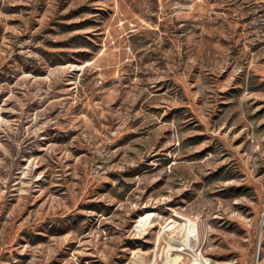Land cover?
<instances>
[{
	"label": "rangeland",
	"instance_id": "obj_1",
	"mask_svg": "<svg viewBox=\"0 0 264 264\" xmlns=\"http://www.w3.org/2000/svg\"><path fill=\"white\" fill-rule=\"evenodd\" d=\"M0 264H264V0H0Z\"/></svg>",
	"mask_w": 264,
	"mask_h": 264
},
{
	"label": "bare ground",
	"instance_id": "obj_2",
	"mask_svg": "<svg viewBox=\"0 0 264 264\" xmlns=\"http://www.w3.org/2000/svg\"><path fill=\"white\" fill-rule=\"evenodd\" d=\"M147 218H148V216H147ZM197 238H198V229L196 228V226L193 225V223H190V226H189V229H188V234H187V241L190 244V246H192V247L194 246V244L196 243Z\"/></svg>",
	"mask_w": 264,
	"mask_h": 264
}]
</instances>
